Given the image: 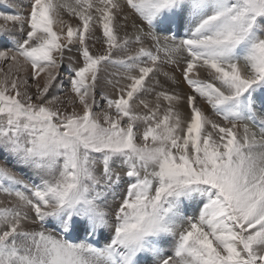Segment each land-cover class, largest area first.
<instances>
[{"label": "snow or ice", "instance_id": "1", "mask_svg": "<svg viewBox=\"0 0 264 264\" xmlns=\"http://www.w3.org/2000/svg\"><path fill=\"white\" fill-rule=\"evenodd\" d=\"M26 8L0 11V264H264V0Z\"/></svg>", "mask_w": 264, "mask_h": 264}, {"label": "rangeland", "instance_id": "2", "mask_svg": "<svg viewBox=\"0 0 264 264\" xmlns=\"http://www.w3.org/2000/svg\"><path fill=\"white\" fill-rule=\"evenodd\" d=\"M71 2V0H70ZM26 5H27V0H10V2L7 4V5H3V4H0V11H4L5 8H7L9 11H12V12H27V8H26ZM125 12L126 14L129 15V20L127 21L128 24V30H123L121 31V35L124 34V32L126 31L128 35H133V31L131 32L129 30V28L131 27V24L133 23V20H135V16L131 14L130 10L128 9H125ZM63 18L66 20V21H71L70 23L75 26L76 25V19L75 18H71L69 17L66 13H63ZM123 21V19H121ZM121 21V23H122ZM78 22V21H77ZM139 21L137 20V23ZM75 23V25H74ZM102 33L99 29H96L95 31V35L96 36H100ZM90 44H91V41H90ZM146 46H150L146 43ZM96 49L99 50L100 49V45L99 44H96L95 45ZM71 56L75 59H79L75 52L73 53H66V57H65V60H64V64L62 65V67L59 69V75H58V79L59 78H63L62 80V83L60 82L58 85H55L53 86V88L50 90V95H56V96H60L62 99L65 97L66 94H68L69 92V88H70V85L68 83V76H69V71L68 69L71 68L73 65H70L68 63V57ZM166 71H169L172 75H174L177 80L179 81V85H175L173 84L171 81H167L166 83H164V78L163 77H159L162 81V83H164V87L170 91H176L182 95H187V94H191V90L190 88L188 87V85L186 83L183 82L182 80V77H181V74L179 71L175 70L174 66H169L165 69ZM117 71V69L115 68H112V67H108V68H105L103 70V72L101 73V82H100V85L98 86L97 88V94L98 93H101V94H104V95H107L109 96L110 98H114L115 95H116V92L115 90L113 89V87L109 84H105L103 81L107 82L108 79H112V76L110 75L111 73H115ZM67 77V78H66ZM66 81H65V80ZM66 82V83H65ZM103 85V86H102ZM108 89H106V88ZM58 88H60L58 90ZM65 88V89H64ZM57 90V91H56ZM63 91V92H62ZM108 91V92H107ZM114 91V92H112ZM66 93V94H65ZM101 96V95H99ZM147 99L149 100H153L154 101V97L152 96H149L147 97ZM104 101L103 100H100L99 101V108H97L96 110H102L106 105L105 103H103ZM198 103L201 104V106H203L205 108V111L210 113V108L206 105V104H203V102L199 101L198 100ZM104 104V105H103ZM103 107V108H102ZM138 111H142V109H137ZM180 110L184 113V115L186 116L188 114V108H187V105L186 104H182L181 107H180ZM117 172H119L121 174V176L123 177V171L122 169L120 168H116L115 169ZM123 192H124V183H121L118 187H115L113 192L110 193L108 195V206H109V210L111 211L112 209L115 208V206L119 203L122 195H123ZM14 198L12 197H7L5 195H2V197H0V201H4V202H7L9 200H13Z\"/></svg>", "mask_w": 264, "mask_h": 264}, {"label": "bare ground", "instance_id": "3", "mask_svg": "<svg viewBox=\"0 0 264 264\" xmlns=\"http://www.w3.org/2000/svg\"><path fill=\"white\" fill-rule=\"evenodd\" d=\"M122 21V20H121ZM71 21H69V23H70ZM124 21H122V23H123ZM78 22L76 21V24H77ZM127 24H129V23H127ZM74 25H75V23H74ZM132 25V24H131ZM123 30H128V27H127V29H122V31ZM129 30L132 32L133 31V33H134V30L132 29V27H130L129 28ZM122 34V33H121ZM43 75V74H42ZM206 73H204V72H201V78L202 79H204V78H206ZM67 78V77H66ZM62 80H63V78L61 77V78H59L58 80H57V83H56V85H58L60 82L62 83ZM65 80V79H64ZM67 80V79H66ZM65 80V81H66ZM105 84H107V82H105V81H103ZM66 83V82H65ZM103 86V85H102ZM106 88V87H105ZM60 88H58V90H59ZM65 89V88H64ZM107 89V88H106ZM108 90V89H107ZM57 91V90H56ZM63 92V91H62ZM108 92V91H107ZM112 92H114V91H112ZM66 94V93H65ZM99 95H101V93H99ZM98 94H97V97H98V100L100 101V96H99ZM51 96V95H50ZM115 98V97H114ZM104 103V102H103ZM104 105V104H103ZM203 107V106H202ZM77 108H79V105H77ZM103 108V107H102ZM100 109V108H99ZM97 111V110H96ZM98 111H100V110H98ZM190 215L192 214L191 212L189 213Z\"/></svg>", "mask_w": 264, "mask_h": 264}]
</instances>
